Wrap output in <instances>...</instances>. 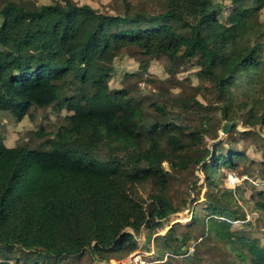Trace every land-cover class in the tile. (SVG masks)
<instances>
[{"label": "trees", "instance_id": "16d2710c", "mask_svg": "<svg viewBox=\"0 0 264 264\" xmlns=\"http://www.w3.org/2000/svg\"><path fill=\"white\" fill-rule=\"evenodd\" d=\"M165 3L157 14H141L125 0V11L115 15L73 0L34 7L0 3V113L20 120L32 107H49L73 78L96 91L87 99L65 98L73 112L69 126L36 133L49 137V150L7 146L0 134L4 253L18 248L33 264L51 258L58 264L84 254L97 263L122 260L138 247L136 235L143 228H160L188 207L189 196L181 202L168 196L169 179L180 174L190 188L198 182L194 167L200 166L211 192V202H205L208 215L197 212L184 226L200 223L202 239L217 241L219 250L242 264H264V248L232 230L233 222L243 219L244 204L264 221V192L246 199L238 188L227 191L216 180L219 168H232L237 157L217 151L223 143L215 126L219 115L207 108L190 126L183 114L153 103L151 118L127 91L112 95L109 87L111 64L123 47L172 62L197 58V76L211 84L221 103L216 106L220 120H234L231 128L238 121L263 125L264 0H230L229 7L216 0ZM237 83L248 88L242 98L226 96ZM211 140L217 141L209 146ZM178 227L148 236L153 256L165 260L187 253Z\"/></svg>", "mask_w": 264, "mask_h": 264}, {"label": "rangeland", "instance_id": "374dc122", "mask_svg": "<svg viewBox=\"0 0 264 264\" xmlns=\"http://www.w3.org/2000/svg\"><path fill=\"white\" fill-rule=\"evenodd\" d=\"M6 0H0V3ZM28 7L49 4L60 0H13ZM77 4H89L103 14L115 15L125 11V0H73ZM132 5L134 12L141 14H157L167 8L165 0H127ZM224 2L228 7L230 0H216ZM230 9V8H229ZM227 14V12L225 13ZM260 18L264 21V10ZM198 60L193 58L185 61L172 62L165 56L148 58L140 49L132 46L123 47L114 58L111 67L112 73L109 79L110 92L113 95L116 90L127 91L129 97L141 103V111L149 117H154L153 103L165 105L167 112L176 115L183 114L185 123L195 126L199 123V116L212 111L219 115L215 126L218 128V139H222L218 152L227 154L233 152L235 156L233 167L221 166L216 180L219 186L227 191L235 190L242 193L248 199L252 194L264 192V124L256 127H248L238 121L227 134H221V127L228 120H220V111L216 109L220 101L211 92V84L202 81L197 76ZM256 75V81L260 79ZM254 85V84H253ZM248 88L242 83H237L228 88L226 96L242 98V92ZM95 90L85 89L84 83L79 78H73L63 96L46 108L32 107L29 113L17 120L8 114L0 113V134L7 146H24L30 149H50L49 137L37 135L39 130L53 133L60 127L69 126V116L73 113L66 106L65 98L84 97L90 98ZM185 100L187 104H180ZM201 102L202 106L197 105ZM141 111L136 112V118L140 120ZM217 140L209 141V146ZM228 174H234L237 181L227 179ZM194 174L198 182L188 188L186 179L180 174L170 177L168 184V196L174 202H181L187 196L191 202L186 209L172 214L165 220L160 228H143L136 235L138 247L130 255L122 260H111L107 264H242L237 258L219 250L221 244L215 240L202 239L204 230L202 224L184 226L191 222L192 216L199 212L207 216L205 202H211V192L207 189L204 172L200 166L194 167ZM188 180H193L191 177ZM235 185V186H234ZM143 197L146 196L141 189ZM237 194V193H236ZM238 196V195H237ZM146 198V197H145ZM149 201L145 203L148 206ZM242 202L239 201V204ZM243 219L233 222L232 230L235 237L244 236L256 240L264 248V221L257 219V212L251 206L243 205ZM211 218V216L209 217ZM174 224H179L177 234L185 238V252L162 259L153 256L154 244L149 240L150 234H165ZM182 224V225H180ZM154 232V233H153ZM156 232V233H155ZM150 247L149 249H147ZM183 247V248H184ZM7 254L10 257H7ZM139 254L141 257H139ZM247 255L246 250L242 256ZM27 255L18 248L4 253L0 250V264H33L26 263ZM130 259L133 261H130ZM39 264H54V259H41ZM58 264H104L92 262L88 255L72 256L59 260ZM244 264H251L247 261Z\"/></svg>", "mask_w": 264, "mask_h": 264}, {"label": "water", "instance_id": "95a60500", "mask_svg": "<svg viewBox=\"0 0 264 264\" xmlns=\"http://www.w3.org/2000/svg\"><path fill=\"white\" fill-rule=\"evenodd\" d=\"M233 123L234 120L231 122H225L221 127V134H227Z\"/></svg>", "mask_w": 264, "mask_h": 264}, {"label": "built area", "instance_id": "2783aa9c", "mask_svg": "<svg viewBox=\"0 0 264 264\" xmlns=\"http://www.w3.org/2000/svg\"><path fill=\"white\" fill-rule=\"evenodd\" d=\"M227 179L230 180L231 182H234V184L237 181V177L234 174H231V175L229 174Z\"/></svg>", "mask_w": 264, "mask_h": 264}]
</instances>
